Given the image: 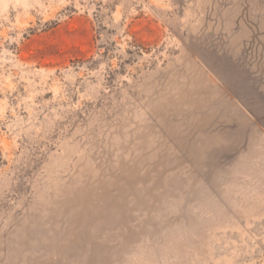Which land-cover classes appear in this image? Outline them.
<instances>
[{"label":"rangeland","instance_id":"obj_1","mask_svg":"<svg viewBox=\"0 0 264 264\" xmlns=\"http://www.w3.org/2000/svg\"><path fill=\"white\" fill-rule=\"evenodd\" d=\"M0 264H264V0H0Z\"/></svg>","mask_w":264,"mask_h":264}]
</instances>
